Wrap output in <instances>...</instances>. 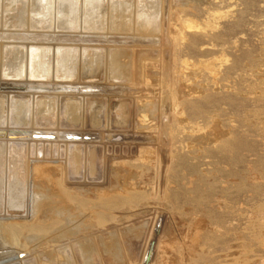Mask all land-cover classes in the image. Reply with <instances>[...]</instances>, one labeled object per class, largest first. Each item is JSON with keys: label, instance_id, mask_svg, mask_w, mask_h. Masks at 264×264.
Listing matches in <instances>:
<instances>
[{"label": "rangeland", "instance_id": "rangeland-1", "mask_svg": "<svg viewBox=\"0 0 264 264\" xmlns=\"http://www.w3.org/2000/svg\"><path fill=\"white\" fill-rule=\"evenodd\" d=\"M16 1L54 56L0 66V264H264V0Z\"/></svg>", "mask_w": 264, "mask_h": 264}, {"label": "bare ground", "instance_id": "bare-ground-1", "mask_svg": "<svg viewBox=\"0 0 264 264\" xmlns=\"http://www.w3.org/2000/svg\"><path fill=\"white\" fill-rule=\"evenodd\" d=\"M25 1H26V0H25ZM25 1H24V2H25ZM92 1H93V0H92ZM94 1H96V0H94ZM94 1H93V2H94ZM16 2H17V3H20L21 1L18 0V1H16ZM27 2H28V1H27ZM30 2H31V1H30ZM69 2H70V5H72V4H71V1H69ZM97 2H98V1H97ZM101 2H102V1H101ZM152 2H153V1H152ZM14 3H15V2H14ZM52 3H53V1H52ZM58 3H59V2H58ZM81 3H82V2H81ZM81 3H80V4H81ZM85 3H87V1H86ZM90 3H91V2H90ZM12 4H13V3H12ZM20 4H21V3H20ZM28 4H29V3H28ZM47 4H48V3H47ZM61 4H62V3H61ZM63 4H64V3H63ZM66 4H67V3H66ZM95 4H96V3H95ZM95 4H94V5L92 4L93 6H92V9H90V12L93 11L94 6H97V5H98V4H97V5H95ZM101 4H103V3H101ZM119 4H120V3H119ZM119 4H117V6H118ZM121 4H122V3H121ZM13 5H14V4H13ZM64 5H65V4H64ZM67 5H68V4H67ZM67 5H65V6H67ZM87 5H88V4H87ZM113 5H114V4H113ZM123 5H124V4H123ZM14 6H15V5H14ZM18 6H19V5L17 4V7H18ZM20 6H21V7H22V6L25 7L24 4H23V5L21 4ZM80 6H81V5H80ZM80 6H79V8H81ZM82 6L84 7L83 4H82ZM114 6H115V5H114ZM137 6H138V5H137ZM142 6H143V5H142ZM149 6L152 7L151 5H148L147 7H149ZM28 7H30V6H28ZM35 7H36V6H35ZM52 7H53V5H52ZM55 7H56V6H55ZM61 7H64V6L62 5ZM68 7H70V6L68 5ZM83 7H82V8H83ZM85 7H86V9H88L86 5H85ZM99 7H101V5H99ZM103 7H104V6H103ZM143 7H145V5H144ZM13 8L16 9V7H13ZM13 8H12V9H13ZM37 8H38V7H37ZM49 8H50V7H49ZM70 8H71V7H70ZM70 8H68V9H70ZM82 8H81V9H82ZM96 8H98V7H96ZM101 8H102V7H101ZM105 8H106V7H105ZM113 8H115V7L112 6L111 9H113ZM118 8H119V7H118ZM118 8L116 7V9H118ZM129 8H130V7H129ZM140 8H141V6H140ZM10 9H11V8H10ZM40 9H42V8H40ZM44 9H45V8H44ZM47 9H48V7H47ZM84 9H85V8H84ZM106 9H107V8H106ZM121 9H122V8H121ZM123 9H124V8H123ZM123 9H122V10H123ZM125 9H126V8H125ZM152 9H153V8H152ZM17 10H18V9H17ZM26 10H27V9H26ZM36 10H37V9H36ZM56 10H57V9H56ZM63 10H64V8L61 9V10H60V8H59V11H62V12L64 13V14H63V16H64V15H65V12H64ZM65 10H66V9H65ZM71 10H72V9H71ZM82 10H83V9H82ZM82 10H81V11H82ZM97 10H98V9H97ZM99 10H100V9H99ZM99 10H98V12H99ZM122 10H120V11H122ZM126 10H127V9H126ZM126 10H125V12H126ZM143 10H144V9H143ZM9 11H10V10H9ZM38 11H39V10H38ZM47 11H48V10H47ZM50 11H51V10H50ZM50 11H49V12H50ZM52 11H53V10H52ZM57 11H58V10H57ZM57 11H54V12L56 13ZM94 11H95V13L97 12L96 10H94ZM94 11H93V12H94ZM105 11H106V10H105ZM118 11H119V10H118ZM118 11H117V12H118ZM120 11H119V12H120ZM127 11H128V10H127ZM141 11H142V10H141ZM149 11H150V8H149ZM151 11H152V10H151ZM14 12H16V11H14ZM14 12L11 11V13H14ZM18 12H19V11H18ZM18 12H17V13H18ZM49 12H48V13H49ZM66 12H67V10H66ZM72 12H73V11H72ZM78 12H80V11H78ZM84 12H85V11H84ZM87 12H88V10H87ZM111 12H112V11H111ZM129 12H130V11H129ZM137 12H138V11H137ZM1 13H2V12H1ZM19 13H20V12H19ZM22 13H23V12H22ZM27 13H28V12H27ZM35 13H36V12H34V14H35ZM39 13H40V12H39ZM39 13L37 12V14H39ZM50 13L53 14V12H50ZM73 13H74V12H73ZM80 13H81V12H80ZM85 13H86V12H85ZM95 13H92V12H91V15H92V14L94 15ZM99 13H100V12H99ZM102 13H103V11H102ZM112 13H113V12H112ZM115 13H116V11H115ZM115 13H113V15H114ZM126 13H127V12H126ZM23 14H24V13H23ZM41 14H42V12L40 13V15H41ZM44 14H45V13H44ZM60 14L62 15L61 12H60ZM60 14H59V15H60ZM77 14H78V13H77ZM87 14H88V13H87ZM100 14H101V13H100ZM110 14H111V13H110ZM129 14H130V13H129ZM129 14H128V15H129ZM133 14H134V13H133ZM142 14H143V11H142L141 15H142ZM147 14H148V13H147ZM8 15H10V14H8ZM11 15H12V14H11ZM13 15H14V14H13ZM15 15H16V14H15ZM15 15H14V16H15ZM19 15H20V14H19ZM46 15H47V14H46ZM59 15H58V16H59ZM107 15H108V14H107ZM107 15H106V16H107ZM113 15H111L110 17H112ZM124 15L127 16L125 13H124ZM134 15H135V14H134ZM5 16H6V15H5ZM41 16H42V15H41ZM43 16H44V15H43ZM74 16H75V15H74ZM74 16H73V17H74ZM79 16H80V15H79ZM88 16H89V15H88ZM97 16H98V15H96L95 18H97ZM115 16L120 17L119 15L115 14V15L113 16V18H114ZM143 16H144V15H143ZM6 17H7V16H6ZM11 17H12V16H11ZM21 17H22V16H21ZM23 17H24V16H23ZM33 17H35V19H36V16H33ZM33 17H32V18H33ZM48 17H49V16H48ZM51 17H53V16H51ZM59 17H60V16H59ZM99 17H101V15H100ZM99 17H98L97 19H99V21L101 22L100 19H102L103 17H102V18H99ZM107 17H108V16H107ZM117 17H115V18H117ZM128 17H129V16H128ZM128 17H127V18H128ZM137 17H138V16H137ZM7 18H9V17H7ZM13 18H14V17H13ZM13 18H10L9 20H12ZM19 18H20V17H19ZM40 18H41V17H40ZM61 18H62V16H61ZM69 18H72V17H68V20H69ZM77 18H78V15H77ZM82 18H83V17H82ZM113 18H111L110 21H112ZM115 18H114V19H115ZM23 19H24V18H23ZM23 19L21 18V19H19V20H23ZM90 19H92V18H90ZM122 19H123V18H122ZM38 20H39V19L37 18V21H38ZM43 20H44V19H43ZM45 20L47 21V19H45ZM49 20H50V19H49ZM62 20H63V19H62ZM65 20H66V19H65ZM72 20H73V18H72ZM80 20H81V18H80ZM82 20H84V19H82ZM93 20H95V19H93ZM124 20H125V19H124ZM13 21H14V20H13ZM24 21H26V20H24ZM40 21H42V20H40ZM66 21H67V20H66ZM73 21H75V20H73ZM73 21H70V20H69V21L67 22V24H68V23L70 24V23L73 22ZM84 21H86V20H84ZM106 21H107V20H106ZM142 21H143V20H142ZM146 21H147V19H146ZM48 22H49V21H48ZM77 22H78V21H77ZM86 22H87V21H86ZM86 22H85V23H86ZM88 22H89V21H88ZM88 22H87V23H88ZM90 22H91V21H90ZM97 22H98V21H97ZM100 22H98V23L100 24ZM32 23L35 24V22H32ZM38 23H39V21H38ZM45 23H46V22H45ZM55 23L57 24V23H59V22H55ZM61 23H62V21H61ZM63 23H64V22H63ZM63 23H62V24H63ZM73 23H75V22H73ZM81 23H84V22L81 21ZM104 23H106V22H104ZM104 23H103L102 27H104ZM109 23H110V22H109ZM111 23H112V22H111ZM114 23H115V22H114ZM114 23H112V24H105V25H106V26H107V25H108V26L112 25V27H113V24H114ZM36 24H37V23H36ZM36 24H35L34 26H36ZM43 24H44V23H43ZM67 24H64V25H67ZM78 24H80V22H79ZM78 24H76V26H77ZM93 24H95L94 26L96 27L97 24L95 23V21H94ZM93 24H92V25H93ZM101 24H102V23H101ZM152 24H153V23H152ZM31 25H32V24H31ZM44 25H46V24H44ZM50 25H52V24H50ZM80 25H81V24H80ZM80 25H79V26H80ZM82 25H83V24H82ZM88 25L90 26L91 24L88 23ZM88 25H87V26H88ZM115 25H116V24H115ZM150 25H151V24H150ZM37 26H40V25L37 24ZM42 26H43V25H42ZM47 26H48V25H47ZM70 26H71V24H70ZM87 26H85V24H84L83 28H84V27H87ZM89 26H88V27H89ZM94 26H93V27H94ZM58 27H61V24H60V25L58 24ZM65 27H66V26H65ZM71 27L73 28V24H72ZM88 27H87V28H88ZM95 27H94V28H95ZM100 27H101V26H100ZM116 27H117V26H116ZM35 28H36V27H35ZM62 28H63L64 30H66L64 27H62ZM66 28H69V26L66 27ZM75 28H76V27H75ZM91 28H92V27H91ZM96 28H98V27H96ZM33 29H34V28H33ZM36 29H37V28H36ZM36 29H35V30H36ZM38 29H39V28H38ZM46 29H47V28H46ZM46 29H45V30H46ZM111 29H113V28H111ZM31 30H32V29H31ZM60 30H62V29L60 28ZM56 31H57V30H56ZM100 31H101V30H100ZM41 33H42V32H41ZM56 33H57V32H56ZM63 33H65V32H63ZM27 34H28V33H27ZM53 34H54V33H53ZM67 35H68V34H67ZM67 35H66V33H65V36H67ZM97 35H99V34L97 33ZM29 36H30V35H29ZM39 36H40V35H39ZM39 36H37V38H39ZM65 36H63V37H65ZM45 37H46V36H45ZM47 37H53V36L51 35V36H47ZM47 37H46V38H47ZM59 37H60V36H59ZM59 37H58V38H59ZM68 37H69V36H68ZM68 37H67V38H68ZM70 37H71V36H70ZM70 37H69V38H70ZM23 38H24V37H23ZM27 38H28V37H27ZM41 38L44 39V37H40V39H39L38 41H40ZM73 38H75V37H73ZM73 38H72V39H73ZM100 38H101V37H100ZM60 39H61V38H60ZM2 40H4V39H2ZM47 40H48V39H47ZM50 40H51V38H50ZM50 40H48V41H50ZM54 40H55V37H54ZM61 40H62V39H61ZM74 40H75V39H74ZM9 41H10V40H9ZM34 41H35V40H34ZM36 41H37V40H36ZM38 41H37V43L39 44ZM44 41H45V40H44ZM52 41H53V40H52ZM52 41H51V42H52ZM76 41H77V40H76ZM3 42H4V41H3ZM40 42H41V41H40ZM42 42H43V40H42ZM45 42H46V41H45ZM45 42H44L43 45H45ZM55 42H56V41H55ZM78 42H79V41H78ZM98 42H99V41H98ZM23 43H25V42H23ZM29 43H30V42H29ZM31 43H33V41H32ZM31 43H30V44H31ZM34 43H35V42H34ZM49 43H50V42H49ZM52 43H54V41H53ZM66 43H67V42H66ZM69 43H70V42H69ZM81 43H82V42H81ZM1 44H3V43H1ZM14 44H16V43H14ZM35 44H36V43H35ZM41 44H42V43H41ZM47 44H48V43H47ZM26 45H27V44H26ZM49 45L52 46V44H49ZM49 45H48V46H49ZM72 45H73V44H72ZM5 46H7V45H5ZM38 46H39V47L41 46V47L38 48L37 45H32V44H31L30 46L28 45V47L24 46V47H25V48H24V51H25L26 53L22 50L21 45H20V48H21V50H22L23 52H22L21 50H10V49H7L6 47H5V49H4V47H3L2 49L0 48V49H1V51H0V66H1V70H2V71H3V70H6V71H7V70L12 69V68L15 70L16 67H18V65H19V64H18V60H20V61L22 60V59H18V58L21 57L22 53H25V55L27 56V57L24 56V58L27 59V62H26V59H25V61H24V62H26V66H25V67H26V69L29 71V72H28V75L26 74L27 77H37V78H38V76L43 75V74H41V73L43 72L44 67H45V65H46V60H47V59H46V56H47V52H49V50H51V49H48V48H47V51H45L46 48H44V46H43V48H42V45H38ZM45 46H46V45H45ZM53 46H55V48H56V45H53ZM53 46H52V47H53ZM0 47H1V45H0ZM22 47H23V46H22ZM46 47H47V46H46ZM57 47H58V46H57ZM62 47H63V46H62ZM64 47H67V48H68L69 45H68V46H65V45H64ZM76 47H77V46H76ZM49 48H50V46H49ZM53 48H54V47H53ZM53 48H52V49H53ZM55 48H54V49H55ZM60 48H61V46H60ZM69 48H70V47H69ZM69 48H68V49H69ZM11 49H12V48H11ZM54 49H53V50H54ZM53 50H52V51H53ZM38 51H39V52H38ZM52 51H51V52H52ZM57 51L60 52V49L58 50V49L56 48V52H57ZM66 51H67V50H66ZM66 51H65V52H66ZM89 51H90V50H89ZM63 52H64V51H62V52H60V53L64 54ZM71 52H72V51H71ZM91 52H92V50H91ZM49 53H50V52H49ZM49 53H48V54H49ZM54 53H55V51H54ZM50 54H51V53H50ZM90 54H91V53H90ZM23 55H24V54H23ZM51 55H52V54H51ZM57 55H58V54H57ZM68 55H69V53H68ZM70 55H71V54H70ZM86 55H87V54H86ZM18 56H19V57H18ZM52 56H54V55H52ZM66 56H67V55H65V57H66ZM74 56H75V55H74ZM87 56H88V55H87ZM92 56H93V55H92ZM65 57H63V58H65ZM69 57H70V56H69ZM79 57H80V56H79ZM84 57H85V56H84ZM51 58L53 59L54 57H51ZM55 58H56V57H55ZM87 58H91V56H90V57L88 56ZM102 58H103V57H102ZM60 59H61V58H60ZM91 59H92V58H91ZM91 59H90V60H91ZM93 59H94V58H93ZM96 59H97V58H96ZM104 59H105V58H104ZM49 60H50V58H49ZM56 60H57V59H56ZM61 60H62V59H61ZM70 60H71V58H70ZM85 60H86V59H85ZM87 60H88V59H87ZM90 60H89L88 62H91V61H92V60H91V61H90ZM50 61L53 62L52 64H54V61H52V60H50ZM94 61H95V59H94ZM113 61H115V60H113ZM21 62H22V61H21ZM21 62H20V64H21ZM57 62H58V60H57ZM67 62L70 63L71 61L69 62L68 59H65V60L63 59L62 67L67 66ZM80 62H81V60H80ZM86 62H87V61H86ZM102 62H103V61H102ZM110 62H111V61H110ZM72 63H73V62H72ZM81 63H82V62H81ZM91 63H92V62H91ZM91 63H90V64H91ZM94 63L99 64L98 60H97V62L95 61ZM22 64H23V62H22ZM47 64H48V67H50V66H49L50 63H47ZM79 64H80V63H79ZM88 64H89V63H88ZM90 64H89V65H90ZM104 64H106V63H104ZM54 65H55V64H54ZM54 65H52V66L54 67ZM56 65H57V64H56ZM56 65H55V66H56ZM58 65H59V64H58ZM68 65L71 66V63L68 64ZM84 65H86V64H84ZM84 65H83V66H84ZM112 65H113V64H112ZM23 66H24V64L22 65V67H23ZM46 66H47V65H46ZM60 66H61V65H60ZM72 66H74V65H72ZM110 66H111V65H110ZM115 66H116V65H115ZM68 67H69V66H68ZM76 67H77V66H76ZM91 67H92V66H91ZM99 67H100V66H99ZM101 67H102V65H101ZM46 68H47V67H46ZM54 68H55V67H54ZM57 68H59V67H56V69H57ZM60 68H61V67H60ZM65 68H66V67H65ZM94 68H96V67H94ZM106 68H107V67H106ZM22 69H23V68H22ZM24 69H25V68H24ZM56 69H55V70H56ZM98 69H99V68L97 67V70H98ZM114 69H115V67H114ZM14 70H12V72H14ZM17 70H18V69H17ZM48 70H49V69H48ZM58 70H59V69H58ZM115 70H116V69H115ZM9 71H10V70H9ZM9 71H7V72L9 73ZM78 71H79V70H78ZM111 71H112V70H110V72H111ZM12 72H11V73H12ZM24 72H25V70H24ZM56 72H57V70H56ZM56 72H55V73H56ZM59 72H61V71H59ZM59 72H58V73H59ZM71 72H72V71H71ZM93 72H94V71H93ZM114 72H115V71H114ZM1 73H2V72H1ZM8 73L4 74V72H3L2 74H4V75H8ZM19 73H20V72H19ZM25 73H26V72H25ZM61 73H62V72H61ZM64 73H65V72H64ZM98 73H99V71H98ZM51 74H52V72H51ZM9 75H10V73H9ZM15 75H16V74H15ZM24 75H25V74H24ZM87 75H88V74H87ZM17 76H18V75H17ZM54 76H55V75H54ZM59 76H61V75H59ZM62 76H63V74H62ZM66 76H67V75H66ZM83 76H84V75H83ZM85 76H86V75H85ZM52 77H53V76H52ZM52 77H51V78H52ZM63 77H64V76H63ZM68 77H69V75H68ZM68 77H67V78H68ZM113 77H114V75H113ZM24 78H25V77H24ZM41 78H42V77H41ZM55 78H56V76H55ZM8 79H9V78H8ZM60 79H61V78H60ZM69 79H70V78H69ZM98 79H99V78H98ZM35 80H36V79H35ZM45 80H46V79H45ZM58 81H59V80H58ZM65 81H66V80H65ZM34 82H35V81H34ZM69 84H70V83H69ZM93 85H95V84H93ZM34 92H35V91H34ZM48 93H49V92H48ZM49 94H50V93H49ZM42 101H43V100H42ZM42 101H41V102H42ZM18 103H19V102H18ZM18 105H19V104H18ZM40 105H42V104H40ZM42 106H43V105H42ZM46 106H47V105H46ZM99 106H100V105H99ZM43 107H44V106H43ZM43 107H41V108L43 109ZM23 108H24V107H23ZM23 108H22V110H24ZM44 108H46V107H44ZM42 109H41L42 112L47 111V110H42ZM48 109H49V108H48ZM80 110H81V109H80ZM19 111H20V110H19ZM73 111H74V110H73ZM20 112H21V111H20ZM81 113H82V112H81ZM95 113H96V112H95ZM21 115H22V114H21ZM23 115H24V114H23ZM23 115H22V116H23ZM42 115H43V114H42ZM42 115H41V113H40V111H39L38 114L36 113L35 117H37V119L39 118V120H40V119H41V120L44 119L46 122L49 121V120H51V119L53 118V117L51 116L52 114H50V113H47L45 116H44V115L42 116ZM95 115H96V114H95ZM51 117H52V118H51ZM57 118H58V117H57ZM18 119H19V118H18ZM44 120H43V121H44ZM0 133H1V132H0ZM39 133H40V131H39ZM41 133H42V132H41ZM43 134H45V133H43ZM46 134H47V133H46ZM11 138H12V137H11ZM43 145H44V144H43ZM28 146H29V145H28ZM2 147H4V146H2ZM5 148H6V146H5ZM77 152H78V150H77ZM75 153H76V152H75ZM1 157H2V156H1ZM77 159H78V158H77ZM3 160H4V159H3ZM6 162H7V161H6ZM0 163H1V162H0ZM14 163H15V162H14ZM14 169H16V168H14ZM16 171H17V169H16ZM17 173H18V171H17ZM17 173H16V175H18ZM13 176H14V175H13ZM18 178H19V177H18ZM11 179H12V178H11ZM2 180H4V179H2ZM14 180H15V179H14ZM16 181H17V180H16ZM11 182H12V181H11ZM11 182L9 183L10 185H11ZM8 187H9V186H8ZM12 187H13V186H12ZM14 187H15V186H14ZM8 189H9V188H8ZM11 190H12V189H11ZM53 193H54V192H53ZM45 194H46V195H49L47 192H46ZM45 194H43V195H45ZM38 195L41 196V199L43 198L42 195H40V194H38ZM46 195H45V196H46ZM54 195H55V194H54ZM10 196H11V195H10ZM14 196H15V195H14ZM26 196H27V195H26ZM55 196H56V195H55ZM19 197H20V196H19ZM53 198H54V196H53ZM13 199H14V198H13ZM15 199H16V198H15ZM17 200H18V199H17ZM30 201H31V199H30ZM30 201H29V202H30ZM40 201H41V200H40ZM49 201H51V200H49ZM24 202H25V201H24ZM38 202H39V201H38ZM58 203H59V202H58ZM9 204H10V203H9ZM25 204H26V203H25ZM4 205H5V204H4ZM55 205H56V204H55ZM55 205L53 206L54 208H55ZM0 206H1V205H0ZM14 206H15V205H14ZM18 206H19V205H18ZM36 206L39 207L40 205H36ZM50 206H52V204H51ZM56 206H57V205H56ZM65 206H66V205H65ZM38 207H37V208H38ZM68 207H69V206H68ZM50 208H51V207H50ZM30 209H31V207H30ZM61 209L64 210L63 208H61ZM9 210H10V209H9ZM47 210H50V209L47 208ZM51 210H52V209H51ZM45 211H46V210H45ZM58 211H59V210H58ZM29 212H30V211H29ZM51 212H52V211H51ZM59 212H60V211H59ZM61 212H62V211H61ZM61 212H60V213H61ZM45 213H46V212H45ZM56 213H57V212H56ZM66 213H67V212H66ZM86 215H87V214H86ZM43 216H44V215H43ZM13 224H15V223H13ZM62 236H63V235H62ZM64 237H65V235H64ZM64 237H63V238H64ZM86 248H87V247H86ZM86 248H85V246H84V248H81V254H82L81 257H82V256L84 255V253L88 250V249H86ZM67 250H68V249H67ZM76 259H77V262H78V261L80 260L79 256H77ZM39 260H40V259H39ZM12 262H14V261H12ZM16 262H17V261H15V263H16ZM32 262H33V261H32ZM32 262H29L28 264H33ZM58 262H59V261H58ZM60 262H61V261H60ZM66 262H67V264H72V263L70 262L69 259H66ZM83 262H84V261H83ZM10 263H11V261H10ZM19 263H20V262H19ZM24 264H25V262H24ZM55 264H57V263H55ZM59 264H60V263H59ZM77 264H78V263H77Z\"/></svg>", "mask_w": 264, "mask_h": 264}, {"label": "water", "instance_id": "water-1", "mask_svg": "<svg viewBox=\"0 0 264 264\" xmlns=\"http://www.w3.org/2000/svg\"><path fill=\"white\" fill-rule=\"evenodd\" d=\"M151 254V249H150V251L148 252V255H150Z\"/></svg>", "mask_w": 264, "mask_h": 264}]
</instances>
